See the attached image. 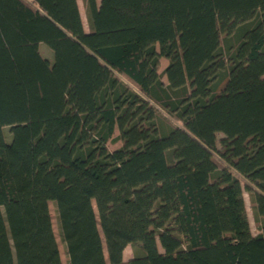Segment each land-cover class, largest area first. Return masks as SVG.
Segmentation results:
<instances>
[{
	"label": "trees",
	"instance_id": "obj_1",
	"mask_svg": "<svg viewBox=\"0 0 264 264\" xmlns=\"http://www.w3.org/2000/svg\"><path fill=\"white\" fill-rule=\"evenodd\" d=\"M84 2L0 0V264H264V0Z\"/></svg>",
	"mask_w": 264,
	"mask_h": 264
},
{
	"label": "rangeland",
	"instance_id": "obj_2",
	"mask_svg": "<svg viewBox=\"0 0 264 264\" xmlns=\"http://www.w3.org/2000/svg\"><path fill=\"white\" fill-rule=\"evenodd\" d=\"M81 16H82V20H83V22L85 24L84 26L86 28L87 16H86V14H81ZM45 49L48 50V52H50V59H52V54H53L52 50L45 43H40V47H39V50H41L40 53L42 54V56L47 57L46 56L47 52L43 51ZM167 63H168L167 59H165L163 57H161L159 59L158 72L161 74V80H162V82L164 84H167V79H166V76L163 75L162 73H163V70L166 67ZM118 77H119V79L122 82H124L130 88H132L134 90H137L135 88V86L133 85V83L130 82L126 77H124L122 75H118ZM156 108H158V107L156 106ZM158 110H159L161 116L164 117L166 120H168V122H170L171 124H173V125H180L181 124L178 120L170 117L169 115H167V113H165L160 108H158ZM4 134H5L6 139L8 140L10 138V135H9V132H8L7 128H4ZM117 134H118V131H117V129H115V131L113 133V138H116ZM221 137H222V134L218 133L217 139H219ZM119 146H120V141L119 140L114 139L112 141H108L107 142V147L110 150L118 148ZM243 197H244V201H245V206H246V211H247V215H248V220H249L251 232L253 234L257 233L260 230V227H261L260 218L257 217V215L255 213V210L253 209V202L251 200L250 194L248 192H244L243 193ZM48 207H49V212H50V216H51V223H52L53 232H54L55 238L57 240V244H58V248H59V252H60L61 262H62V264H67L68 258H67V255L65 253L64 242L62 241L61 235H60L59 221H58V218H57L55 203L53 201H49L48 202ZM93 207L95 209L94 203H93ZM101 237H102V235H101ZM103 252H104V255L106 257L105 246H104ZM133 252H134V250H133V248L130 245L126 246L125 249L123 250V260H127L128 258H132Z\"/></svg>",
	"mask_w": 264,
	"mask_h": 264
},
{
	"label": "crops",
	"instance_id": "obj_3",
	"mask_svg": "<svg viewBox=\"0 0 264 264\" xmlns=\"http://www.w3.org/2000/svg\"><path fill=\"white\" fill-rule=\"evenodd\" d=\"M96 2L97 3H99L100 2V0H96ZM76 4H77V7H78V11H79V14H80V17H81V20H82V16H81V14H87V10H86V5H85V2H84V0H76ZM87 20V19H86ZM85 24H84V22H83V20H82V26H83V29H84V31L85 32H88L89 31V25H88V22H87V25H86V28H85V26H84ZM39 47H40V44H39ZM41 51V50H40ZM43 51H45V52H47L46 53V56H47V58H49L50 57V52H48V50H43ZM253 234V233H252ZM254 234H256V233H254ZM253 234V235H254ZM128 259H130V258H128ZM127 259V260H128Z\"/></svg>",
	"mask_w": 264,
	"mask_h": 264
}]
</instances>
